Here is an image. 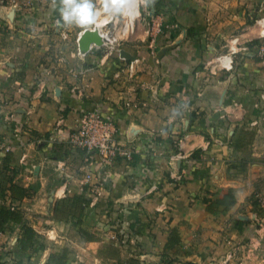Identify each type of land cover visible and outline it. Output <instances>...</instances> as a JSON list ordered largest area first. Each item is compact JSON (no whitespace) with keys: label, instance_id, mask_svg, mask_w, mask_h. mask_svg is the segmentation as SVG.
<instances>
[{"label":"crops","instance_id":"obj_1","mask_svg":"<svg viewBox=\"0 0 264 264\" xmlns=\"http://www.w3.org/2000/svg\"><path fill=\"white\" fill-rule=\"evenodd\" d=\"M263 1L153 0L156 10L166 5L171 8L166 34L156 38L155 50L153 38L147 40L143 54L134 48L141 47L136 35L132 43H124L123 48L136 57L134 68L138 67L130 75L127 65L132 60L120 55L103 54L96 46L78 54L76 39L86 28L68 26L70 39H60L55 20L60 18L61 0H38L18 10L0 0V142L8 143L7 151L0 150V162L6 155L9 159L23 157L28 163L39 159L32 164L30 181L13 182L30 187L38 180L39 193L51 189V194L66 197L60 200H64L62 210L66 213L64 219H55L59 221L77 220L84 214H74L70 208L76 194L84 193L91 205L95 189L104 194L105 182H109V192H118V200L135 199L137 213L131 222L137 225L132 237L149 244L144 245L145 255L181 250L180 258L188 260L186 253L195 252L193 245L198 244L197 230L203 228V236H212L219 228L228 227L233 210L247 199L258 181H264V156L257 159L256 150L259 143L263 145L264 123L261 135H254L255 127L250 125L252 120L259 122L252 107L264 96V70L250 69V76L240 75L244 86L233 76H218V80L202 68L194 73L220 46L221 38L227 35L223 30L245 25L246 15H264ZM208 30L219 33L209 36ZM250 40L246 39L253 45L249 48L256 47L255 39ZM259 63L251 61L248 66ZM247 78L254 84L245 82ZM260 85L263 88L256 87ZM89 109H97L113 121L122 142L142 150L152 145L149 154L135 155L133 164L122 159L112 167L95 164L88 184L81 181L79 173L83 167L89 170L86 153L70 145L68 137ZM186 133L184 147L191 154L174 162L171 137ZM152 148L165 149L166 155L161 152L163 156H157ZM183 167L187 175L178 185L170 170ZM154 183L157 188L148 193L147 188ZM67 188L69 195H65ZM229 189L235 193L236 204L227 211L208 212L205 199L222 197ZM28 197L13 203L25 219L23 208H28ZM57 203L52 205L54 211ZM82 223L78 229L86 234ZM211 224L216 227L209 228ZM173 231L181 240L171 249L166 244ZM130 258V262L117 263L144 264L138 256Z\"/></svg>","mask_w":264,"mask_h":264},{"label":"rangeland","instance_id":"obj_2","mask_svg":"<svg viewBox=\"0 0 264 264\" xmlns=\"http://www.w3.org/2000/svg\"><path fill=\"white\" fill-rule=\"evenodd\" d=\"M94 3L97 8H100L103 4V0L100 3L94 0ZM139 9L140 14L135 18L134 31L132 30V32L124 36L123 39H120L119 47L122 49L125 42L129 44L132 43L133 40L131 39L136 35L137 38H135V41L141 44V47L139 49L138 47L134 48L138 53L143 54L141 49L147 40L153 38L151 42L155 50L156 38L161 34H166L165 25L168 19H170L169 17H171L169 14L171 8L166 5V7H157L156 10L153 0H140ZM239 11L240 9L238 12ZM239 16L240 15H238V17ZM101 17H106L108 19L110 16L102 14ZM216 17L219 20V15H216ZM263 17L264 15H259L251 18L246 15L247 22L245 25L240 26L234 31L223 30L227 35L225 34L226 36L221 38L219 42L220 46L213 52L210 60L199 69L195 70V75L202 68L201 70L207 71L212 76L217 77L218 80L219 78L226 79L233 76L232 79L236 78L239 86H244V81L240 78V75L250 76L252 74L250 73V69H253L255 72L264 70V54H262L264 37L260 34L262 28L258 23ZM126 20H129L126 14L115 17L109 24L110 29L114 30V27H116L115 32L120 34L119 31ZM220 20H224V18ZM63 26H65L64 23ZM65 29L70 35L69 27L65 26ZM208 32L209 36L211 35L213 37H215V34L219 33L211 30H208ZM220 33L222 32L220 31ZM236 38H238V40H236ZM248 38H251L250 41L255 39L257 42L256 47L249 48L253 45L246 43V39ZM60 39L64 40L61 35ZM98 48L103 54L111 52L110 47L107 45H101L98 46ZM77 52L80 55L79 49ZM115 54L119 55V53L115 51L112 52V55ZM224 55H231L233 58L232 67H230V69L222 68L215 61L217 57ZM158 61L159 60L156 62L159 63ZM251 61L260 63L256 67L248 66ZM217 65L219 68H217ZM137 70L138 67L137 69L134 68V71ZM209 81H213V78ZM245 82L254 84L251 82V79L248 80V78ZM256 87L263 88L262 85ZM252 111L254 116L257 117L254 119L259 121L257 123L256 121L250 120V125L255 127L253 129V134L255 135L256 133L261 135L264 123V96H262L259 103L256 102L255 106L253 105ZM57 127H61V124H58ZM187 134L188 133L175 138L171 137L172 141L170 145L174 152H176L174 156L180 151V139L186 141L185 137ZM7 145L8 143L6 142H0V150H6ZM78 149L79 148H77V150ZM185 150L184 147L183 151H181L185 153ZM256 150H259L257 159H262V156H264V141L263 145L262 142L259 143V149ZM161 152L163 155H166L165 149L158 148L153 150V154L157 156H159L158 154L162 155ZM176 158L177 157H174V162L179 159ZM25 160L26 159H23V157H14L8 161L2 160L0 162V204L6 201L8 204L12 203L8 196L9 192L6 190L9 183L13 182V180L18 181V183H26L30 181L29 176H33L32 164L37 163L39 159L35 158L33 161H30V163ZM51 162L52 161L49 160L48 163ZM119 162L122 161L120 160ZM113 163L109 165H111V167L116 165V163ZM127 163L133 164V161L127 160ZM174 165L176 164L174 163ZM88 168L90 170L89 166ZM89 170H87V167H83L79 170L81 181L83 180L82 182L88 184L90 181L86 180V174ZM171 170L176 171L175 168ZM64 176L66 175L61 177ZM35 179L36 178H34V180ZM37 181L38 180H35L31 183L33 186H30V188L36 191L25 200L27 202L26 207L28 208H23V210L27 214L25 215L26 222L34 226L38 231L40 240L46 244V249L36 255L30 254V252L22 253L18 245V239L22 234L23 227L11 223L5 230H0V264H56L54 261H49L51 254H54L55 259H57L63 253L67 255L66 264H117L118 261H120L119 263H126L131 259L130 257L137 256L144 264H264V181H258L255 188L247 196V199L243 200L241 204L233 210L230 216L231 221L228 217L225 218L227 221L229 220L227 222L228 227L225 225L223 228H219L220 232L212 236L211 234H208V236L204 234L203 236V228L197 230L199 234L197 236L198 244L193 245L195 247V252H193V246H191V253H186L189 258L188 260L185 259V261L180 258L182 254L181 250L175 252L170 251V254L162 251L159 253H152L154 257L145 255L143 251L144 245L147 246L149 244L136 242L132 237L134 236V232L131 219L135 218L136 210L133 204L135 199H129L127 201L118 200V192H115V190L112 194L109 192V182H105V185H108V187H105L104 194L100 195L95 189V196L98 197L96 204L86 208L84 214L79 218L82 219V225L86 229V234H83L78 229V217L77 220L76 218H72L71 221L55 220L59 218V216L65 215H60L55 212L52 205L54 202H59L62 198L66 197L59 198L58 195H55V192L51 194V189L43 190L42 193H39L40 184L38 183L41 182ZM175 182L178 185L182 183L178 181ZM108 192L109 194H107ZM69 194L70 189L67 188L65 195ZM107 196L109 198L106 201ZM108 201H110V204L107 203ZM215 227L216 226L212 224L209 226L211 229ZM188 248H190V246H188ZM194 254H197V256Z\"/></svg>","mask_w":264,"mask_h":264},{"label":"built area","instance_id":"obj_3","mask_svg":"<svg viewBox=\"0 0 264 264\" xmlns=\"http://www.w3.org/2000/svg\"><path fill=\"white\" fill-rule=\"evenodd\" d=\"M7 3L12 6L15 10H18L24 4L26 5H35L38 0H6ZM60 18H56V29L64 40L70 38L69 33L66 32L63 22L57 23ZM114 20L113 17H108L107 22L104 26V29L100 30V33L106 37L103 45L110 47L111 52L120 53V39L128 35L134 29V23L129 24L126 20L124 25L120 29V34L116 33V27L114 30L110 29L109 24ZM262 30L260 34L264 37V17L258 21ZM160 25V24H159ZM95 25L94 27H96ZM134 31V30H133ZM81 35V33H80ZM77 37V42L79 45V38ZM104 38V37H103ZM238 40V38H236ZM98 47L97 45H94ZM93 46V47H94ZM80 54L81 53L79 50ZM262 54H264V47L262 48ZM120 55V54H119ZM216 63L222 68L230 69L232 67L233 58L231 55L219 56L215 59ZM217 65V68H219ZM135 60H132L128 63V73L132 75L134 73ZM60 128V127H59ZM186 138V137H185ZM69 144L73 147L82 149L85 151V165L90 167V170L86 174V180L88 181L93 176V167L95 164H101L102 166H107L113 163L117 159L122 160H131L134 161L135 155L137 154H149L148 147L152 145L149 143L145 150H142L140 147L135 146L134 144L124 143L120 140L119 137V128L115 125L113 121L106 118L105 115L97 109H89L82 117V120L78 127L72 130L68 137ZM184 139L179 141V153L174 156L177 158H186L188 155L185 152H182L184 149ZM8 149V148H7ZM153 150V148H152ZM182 150V151H181ZM173 157V156H172ZM101 168V167H100ZM171 175L175 181L183 182L187 175V170L185 167L176 169V171L171 170ZM175 172V173H173ZM174 174V175H173ZM157 184H152L147 188V192L150 193L157 188ZM97 197H93L91 205H95L97 202Z\"/></svg>","mask_w":264,"mask_h":264},{"label":"trees","instance_id":"obj_4","mask_svg":"<svg viewBox=\"0 0 264 264\" xmlns=\"http://www.w3.org/2000/svg\"><path fill=\"white\" fill-rule=\"evenodd\" d=\"M9 157L4 156L3 161H8ZM8 192L10 193V204L6 202H3L0 204V230H5L7 226L12 222V224L21 225L23 227L22 234L20 235L18 239V245L22 253L30 252V254H38L41 253L46 249V244L43 243L40 240L39 233L36 231V229L29 225L25 218L24 213L21 209L17 208L16 205L13 203L18 200H23V198L27 196H31L36 190H32L30 187H24L16 182L10 183L8 187ZM85 194H76L73 198V202L71 201V197H68V202L71 206L70 208L74 209V214L76 213H84V210L88 207H90V204L88 203V198L85 199ZM66 200V198L64 199ZM63 201H59L57 205L55 206V212L60 214L62 212V215L66 213V210H62V203ZM65 202V207L66 203ZM205 202L207 203V211L210 213H217L219 211H227L231 207H233L236 202V196L232 189H229L222 197H218L215 199H205ZM61 204V207H60ZM61 215V214H60ZM59 218L64 219L65 217L59 216ZM79 219V217H78ZM82 222V219L78 220V225H80ZM133 228L135 229L137 223L133 222L131 224ZM133 229V230H134ZM172 234V233H171ZM180 237L178 235V232L175 234V231H173V235H170L169 241L166 244L167 248H174L179 242ZM49 261H54L56 264H66L67 263V255L66 253H63L59 258L55 259V255L51 254ZM130 262V261H129ZM118 264V263H117ZM129 264H133L132 262Z\"/></svg>","mask_w":264,"mask_h":264},{"label":"clouds","instance_id":"obj_5","mask_svg":"<svg viewBox=\"0 0 264 264\" xmlns=\"http://www.w3.org/2000/svg\"><path fill=\"white\" fill-rule=\"evenodd\" d=\"M127 7V0H103L100 8L94 0H61L57 23L88 28L97 25L102 14L113 18L123 16Z\"/></svg>","mask_w":264,"mask_h":264},{"label":"water","instance_id":"obj_6","mask_svg":"<svg viewBox=\"0 0 264 264\" xmlns=\"http://www.w3.org/2000/svg\"><path fill=\"white\" fill-rule=\"evenodd\" d=\"M104 44L103 37L100 31L96 28H86L81 33L79 38V50L81 53H86L92 49L94 45L101 46ZM120 56L129 60H135L136 57L124 48L120 49ZM39 170V166L36 167V172Z\"/></svg>","mask_w":264,"mask_h":264},{"label":"bare ground","instance_id":"obj_7","mask_svg":"<svg viewBox=\"0 0 264 264\" xmlns=\"http://www.w3.org/2000/svg\"><path fill=\"white\" fill-rule=\"evenodd\" d=\"M127 9L125 14L129 17L128 23L133 24L135 22V18L140 14V0H127ZM106 17H101L98 21L96 28L100 31L105 26L107 20ZM103 40H106V37L103 35Z\"/></svg>","mask_w":264,"mask_h":264}]
</instances>
